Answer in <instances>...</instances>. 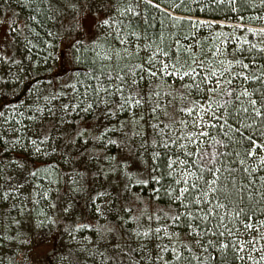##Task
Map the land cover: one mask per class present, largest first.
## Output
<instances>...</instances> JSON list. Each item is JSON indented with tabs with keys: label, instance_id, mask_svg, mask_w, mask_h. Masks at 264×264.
<instances>
[{
	"label": "rangeland",
	"instance_id": "374dc122",
	"mask_svg": "<svg viewBox=\"0 0 264 264\" xmlns=\"http://www.w3.org/2000/svg\"><path fill=\"white\" fill-rule=\"evenodd\" d=\"M70 2L71 0H61V5ZM102 18H104L102 14L98 16L93 13H84L74 20L72 9L63 7L62 11L56 15L55 33L47 38L48 50L52 54L42 57L36 63L29 52L30 31L20 7L14 0H0V95L4 97V103L7 102L5 106L9 105V101L20 96L18 98L20 101H13L14 108L11 104V108L3 106V111L0 112L3 114L0 115V144L2 143L5 155L10 154V156L2 157L4 154L1 153L0 147V171L4 174L18 175V170L15 169L13 163L16 162L25 165L23 173L25 176H27V170L36 172L35 177L27 178L23 190L18 193L13 191L7 201L0 198V264H110L107 258L113 255L112 235L106 233L105 240L101 242L98 240L97 229L117 228L116 212L120 211L123 206L133 209L132 215L139 218V229L147 227L149 223L153 229L161 228L160 233H153L151 242L147 243L146 251L132 254V258L137 264H163V261L152 259L159 251L156 245L161 247L166 245L169 249L175 248L186 261L185 256L202 257L207 254L204 251V248H207V239H210L212 245L217 244L216 241L213 243L212 238L207 237L204 241L201 236L196 239L201 241L203 247L193 243V232H184L181 220L177 227L170 219L171 216L186 212V208L178 207V202L174 201L170 205L155 202L149 194L142 192L143 187L139 188L145 185L134 182L131 187L133 195L130 196V200H121L116 204L115 211L105 213L106 219L105 216L93 214L89 197H95L97 191H111V187L105 182L95 179L92 173L96 171L98 164L107 169L108 161L104 159V156L108 153L119 157L116 146L107 145V139H120V125L116 123L115 118L109 120L103 118L100 111L104 108L103 104H100L99 107L93 104L94 115H86L79 109L72 111L71 104L73 103L80 104L81 107H86L88 103H91L85 100V93L81 92V88L73 76L75 63L72 45L81 35L85 36L86 40L92 39L95 45L102 41L98 48L100 49L99 57L103 60L105 52L110 50L109 44L104 42L106 33L98 27V20ZM262 18L264 20V15ZM208 20L214 23H240L224 19ZM117 28V24L114 23L112 29L108 31L115 33ZM55 39L56 47L53 45ZM108 39L113 49L120 50V54H125L124 46L113 40L111 36ZM141 48L143 47L141 46ZM29 56L31 60L27 59ZM3 57H8L7 62ZM13 60L21 61V63H12ZM66 85H75L76 90L73 91ZM60 93H64V95H60ZM54 94L59 98L52 99ZM100 98H105V94H100ZM164 99L161 98L162 101ZM188 102L189 100L181 102L180 98H176L174 107L182 106V103L187 104ZM65 103L70 104V108L68 115L62 116L61 106ZM37 107L44 111L37 112ZM49 108L55 112V116L49 115L47 111ZM169 112L175 120L183 119L188 122L187 128H183L178 123L173 124L178 152L175 160L190 159L192 161V157H187L185 153L197 149L203 140L201 138L194 144L188 139V134L196 131L191 122L197 116L195 113L191 116L186 113L176 114L171 108ZM128 114L130 113H121L119 119H127ZM58 118L73 121L74 126L67 123L57 125ZM145 119L154 123V120H150L147 114H145ZM208 120L209 117H205V121ZM105 125L109 129H117V132L109 130L104 134L103 143L106 145V150L100 147V141L90 138L99 136ZM56 127H59L61 131H56ZM142 127L145 132L144 139L149 142L148 134L151 129L147 124H143ZM85 129L87 132L84 139L89 141L86 145L83 144V141L78 140L74 146L65 147L67 141L75 137V130ZM207 129L208 127H205L204 130L207 131ZM124 131L127 132L128 129L125 128ZM61 133H63L62 139H60ZM129 134L131 135V133ZM49 136L52 138L51 140H46L43 144L40 143L41 140ZM136 139L138 146L140 138ZM32 140H36V146L41 148L39 154L35 152ZM147 147L148 143L143 149H140L142 161H146L148 157ZM77 149L80 150L79 156ZM92 153H97L100 160L86 159ZM253 160L254 163L258 162L255 157ZM86 167L88 174L84 175ZM184 168V165L175 164L177 179H181L179 172ZM187 169L194 171L192 163L187 165ZM147 171H149L147 164L135 166L133 179L149 180ZM189 182H195V178H191ZM182 186L184 185H179V187ZM74 188L82 190L76 192L73 191ZM192 193L198 195V190L193 189ZM69 200L73 204L70 214L63 212V207ZM191 201L194 202L193 197L189 196L185 203L189 204ZM97 203H100V199L97 200ZM203 206L205 205H200L198 208L202 216L200 208ZM152 213L159 215L160 219H153L151 222L143 219V216ZM216 214L220 218L216 232L224 233L219 238L218 244H225L226 242L224 243L223 240L228 237L237 258L244 256L242 261L238 258L237 264H264V260H261V256H264V240L260 239V236L264 235V228L257 233L244 227L248 222L255 224L264 219L245 220L241 216H236L231 207L217 209ZM226 219H229L228 224L224 223ZM41 221H43L42 224ZM78 224L87 225V227L77 230L76 225ZM137 229V223L128 220L123 230L117 228L114 242L119 243L124 251H128L129 248H137V241L140 243L145 241L134 235L132 237L128 235V232L134 233V230ZM166 232L171 235V241L165 235ZM241 241L245 243V249L243 252H238ZM253 247L259 251H252ZM212 249L218 250L215 245ZM220 250L223 249L220 248ZM249 254L253 257L252 260L247 258ZM160 255L167 262L173 259L170 251L160 252Z\"/></svg>",
	"mask_w": 264,
	"mask_h": 264
},
{
	"label": "snow or ice",
	"instance_id": "6c2138e0",
	"mask_svg": "<svg viewBox=\"0 0 264 264\" xmlns=\"http://www.w3.org/2000/svg\"><path fill=\"white\" fill-rule=\"evenodd\" d=\"M213 3L219 5H227L232 11H236V5L238 0H212ZM264 3V0H261ZM144 3L146 6L155 7L157 9L160 8L159 4H155L154 0H71L70 3H65L61 5V0H47V7L49 12L52 13L53 16L57 15L60 11H62L63 7H70L73 12V19L79 15L84 13H93L96 15H101L104 17L98 20V27L101 29L102 32H105L104 42L109 44V52H105L102 59L104 61L111 62L113 57H120V50L113 49L111 47V42L108 40V37L111 36L113 40L117 41L123 47V52L129 58L140 59L139 53L144 51L145 57L143 58L142 62L135 63L133 65H125L127 71L121 69L120 72L124 74L121 75L118 72L115 77H108V82L111 87L104 88L103 92L105 94V98H100L99 91H96V100L88 103L86 107H81L80 104L73 103L71 104L72 111H76L77 109L84 114H93L94 109L93 104H96L99 107L100 104L104 105V108L101 109V115L105 120H109L110 118H115L116 123L120 125L119 135L120 139H107V145H115L117 150L119 151V157L113 156L110 153L104 156V159L108 161L107 169H105L102 165L98 164L96 171L92 173V176L95 179L101 180L105 182L106 185L111 187V191H97L96 196H90V202L92 205V212L93 214L99 216H105V213L109 211H115L116 204L120 203L121 200L129 201L130 196L133 194L131 193V187L133 182L136 184L147 185L148 180H141V179H133V169L135 166L146 164V161H142L140 159V149L145 147V144L148 143L146 139H144L145 132L143 130L142 125L147 124L148 127L156 133V136L159 139H152L151 144L153 146V151L151 153V159L157 160L161 153L156 149H169L170 145H174L175 141L172 140L171 137H166V128H170V124H165L164 119L170 120L171 124L178 123L183 128L188 127V122L186 120H175L174 117L170 114L169 109H173V112L176 114H187L189 116L196 114L197 118L192 120V126L196 129V131L191 132L188 134V139L192 143H197L201 138H205L209 136V132L204 130L205 127H214L211 121H221L223 120V126H227L230 131L240 134L242 139H246L248 142V147L245 149V155L248 157H255L257 158L258 164L261 168H264V92H260L258 95L255 92H249L247 88H244L238 95L237 99L239 100L240 97H245L247 106H244L245 102L241 101V108L237 110V112L242 111L243 113L248 114V118L251 119V123L249 124H241V128L252 132L258 131V135L256 138L253 135L249 134L244 136L243 132H241V128H233L231 124L228 123V116L231 114L229 113H222L221 115H217V110L220 109L222 106L216 104V101L213 99L217 89H220L221 80L215 79L217 77L218 70L212 69L211 71L207 72L206 74L199 73L197 71L198 68H204L205 64L203 60L197 61L195 56L190 57L191 62L188 63H181L179 59H176L175 62L171 63V65L167 62L168 58L170 57V53L166 50L160 49L157 47L153 51H149L151 48L150 43H145L143 48H141V40L147 41L146 36H141V34L135 30H133L129 35L135 38L133 42H129L127 36H121L120 32L121 29L117 28L115 33L108 31L112 29L113 24L116 22L114 17H140V4ZM31 19L35 20L36 17L32 16ZM174 20H178V17H172ZM242 20L243 17H240ZM78 23V20H77ZM207 23V22H204ZM151 27V25H149ZM15 31V29H13ZM249 32L256 33L257 30L253 28L248 29ZM259 32L264 34V29H260ZM49 36L52 35L51 32L48 33ZM247 42V41H246ZM31 43L30 41L28 42ZM176 44H179V41H176ZM75 45H80L83 47L80 41H76ZM97 47L101 45L97 44ZM255 47V45H253ZM131 48V51L129 49ZM78 51V49H76ZM191 46L187 49V51L191 52ZM99 55V54H97ZM164 59H161L160 57ZM5 62H7L8 57H3ZM27 59L31 60V57H27ZM74 59L76 57L74 56ZM12 63H21V61L13 60ZM47 63V61H45ZM229 67H231V61L228 62ZM237 64H241L243 69H248L249 65L243 63L242 61L237 60ZM185 64L187 67H185ZM179 65V66H178ZM195 65V67L193 66ZM225 71H228L226 69ZM202 75L201 83L204 84V88H200V85L197 84L196 88L201 93V99H189L187 104H183L182 106H175L174 101L176 97L172 95L171 92L165 93V99L161 100V92L157 91L156 88L152 87L153 82H158L162 78H171L175 76L178 80L184 81L186 77L195 78L197 76ZM219 75L221 77L224 76V72H220ZM234 75L242 77L245 81L252 79L260 81L262 77H264V73L261 74L260 77L256 75H252L249 77L244 72L235 73ZM93 79H99V77H92ZM116 81L118 83H114ZM167 81H165L166 83ZM51 83V81H49ZM224 83L228 85L232 84V81L226 80ZM213 85H215L213 87ZM159 87V84L156 85ZM185 88H190L191 85L184 84L182 85ZM66 87H71L73 91H75V85H66ZM223 94L232 96L234 93L229 89L227 92H223ZM60 95H64V93H60ZM255 97V98H254ZM52 99H58V95H53ZM48 99V97H45ZM181 102L185 100V97H180ZM213 104H216V110L213 109ZM70 108V104L65 103L61 106V113L62 116L68 115V111ZM37 112H42L44 109L37 107ZM49 115L55 116V112L49 108L47 109ZM121 113H130L127 116V119L120 120L119 115ZM145 114H147L150 120H154L155 123H150L149 120L145 119ZM0 115H3L0 113ZM79 115V113H78ZM205 117H209L208 121H205ZM83 119L84 117H80ZM99 119V117H95ZM163 118V119H162ZM67 123L69 125L74 126L73 121H65L62 118L57 119V125ZM253 125H258V129H253ZM127 128L128 131H124ZM56 131H61L59 127H56ZM109 130L113 132H117L116 128L109 129L107 125L104 126L103 132L99 136L90 137L91 139H95L96 141H100V147L106 150V145L103 143L104 134ZM87 130H75V137L70 139L65 144V147H71L76 144L78 140L83 141V144L86 145L89 141L85 140L84 137L86 135ZM131 133V135L129 134ZM228 132L225 133V136H228ZM137 137L140 138V143L137 146ZM63 138V133H61L60 139ZM52 138L45 137L44 140H41L40 143H45L46 140H51ZM231 140V137L229 136ZM35 152L39 154L41 152V148L37 147V141H31ZM217 144H221V141H216ZM77 155H80V150L77 149ZM167 155V153H165ZM185 155L189 158L198 156L200 158V164L196 165L190 159L186 160H172L168 159L166 166L169 169L167 175L173 176L175 173V164L184 165L185 168L181 169L179 175L181 179L174 180L176 185H184L178 188H172L171 185L168 189V195L171 197L172 201L178 202V207L183 206L184 208L188 207V204L185 203L186 200L189 199V196L193 197L194 203L199 206L202 203L205 205L204 208H200V211L203 213L201 219L207 220L210 216L216 214L217 209H225L227 205L222 203L220 197L223 196L224 200H229V194L226 189L220 186V173L221 169L216 167L217 163V156L222 155L218 151H212L208 153L207 157H205L204 153L200 152L197 149H193L192 151H188ZM237 155H239L237 153ZM88 160H100V157L97 153H92L88 157ZM15 165V169L18 170V175L13 176L11 174H4L0 171V198L7 201L10 195L15 192H20L25 188V184L27 183V178L35 177L36 172L27 170V176L23 173L25 171V165L13 162ZM189 163L193 164V168L196 171H190L187 169V165ZM241 164L244 163L243 160L240 161ZM158 170V165H153L151 168V172L155 173ZM247 171V169H245ZM197 172H206L208 177L205 178L204 175H198ZM88 174L87 167L85 168L84 175ZM195 178L196 182L190 183L191 178ZM150 179L155 183H160V177L156 175H150ZM203 182V187L198 182ZM104 186V185H102ZM197 189L198 195H193L192 190ZM81 188H74L73 191H81ZM154 192H158L159 189H153ZM175 192L176 195H172ZM107 197L108 199H101ZM139 199V197H136ZM100 199V203H97V200ZM215 200V203H213ZM231 202V201H229ZM14 206V205H13ZM53 207H55L53 205ZM73 208L72 201L69 200L63 207L64 213H71ZM236 216H240L243 212V209L234 210ZM123 213V214H121ZM133 209L128 206H123L120 211L116 212V218L118 219L117 228L123 230L124 225L128 222V220H132L136 222L138 225V229L134 230L133 232H128L129 237L133 235L137 238L143 239L145 242L140 243L137 241V248L132 249L129 248L128 251H124L119 243H115V233L117 228H107L106 230L97 229L98 232V240L104 241L105 235L111 234L113 238V242L111 243V247L113 249V255L108 257L107 259L110 261V264H137L136 261L133 260L132 254L138 251H146L147 250V243L151 242V238L153 233H160L161 228L157 227L153 229L151 224L143 229H139V218L132 215ZM181 213H178L174 216H171L170 219L175 226H179V222L181 220ZM187 216L189 218L192 217V213L189 211L187 212ZM106 219V216H105ZM143 219L151 222L153 219L159 220L160 216L156 213H152L150 215L143 216ZM247 220H251V217H246ZM54 222V221H53ZM41 224L43 221L40 222ZM87 225L78 224L76 225V229L85 228ZM191 228V224L188 225ZM247 230L255 231L259 233L260 229L264 228V220L259 221L258 223H251L248 222L244 225ZM231 234V233H229ZM165 235L168 236V239L171 241V235L167 232ZM220 236H223L224 233H219ZM200 233L193 230V243L201 245L203 247L201 241L196 239L199 237ZM261 240H264V235L260 236ZM210 246L211 242H209ZM156 248L159 251L156 252L155 256L152 259L163 261V264H168L167 261H164L163 257L160 255V252H171L172 258L175 261H180L182 259V255L178 252L175 248L169 249L168 246H160L156 245ZM220 248L226 249L228 248L227 244H220ZM245 249V243L241 241L239 243L238 252H243ZM190 251V249H189ZM204 251L207 252V248H204ZM252 251H259L253 247ZM101 255H103L101 253ZM241 261L244 260V256L238 257ZM249 260H252L253 257L251 254L247 257ZM209 261H215L216 257L209 254L207 256ZM261 260H264V256H261Z\"/></svg>",
	"mask_w": 264,
	"mask_h": 264
},
{
	"label": "trees",
	"instance_id": "16d2710c",
	"mask_svg": "<svg viewBox=\"0 0 264 264\" xmlns=\"http://www.w3.org/2000/svg\"><path fill=\"white\" fill-rule=\"evenodd\" d=\"M14 2L20 7L27 21L30 31L29 41L31 42L29 44V52L34 61L38 63L42 57L52 54L48 50L47 38L49 32L55 33L56 15L53 16L49 12L47 0H14ZM154 2L166 9L173 10L179 15L197 16L215 20L224 19L246 25L264 26L262 18L264 15V3L261 0H238L236 11H232L227 5L218 6L212 0H154ZM164 8L157 9L141 3L139 9L140 17H114L115 24L121 29V35L127 36L129 42L135 40L134 37L129 35V33L135 30L142 37L146 36L148 38L147 41H140L142 47L145 43H150L151 48L149 51H153L157 47L168 51L170 57L167 62L170 65L176 59H179L182 64L185 61L190 63V57L195 56L198 62L199 60H203L205 64L204 68L197 69L199 73L206 74L212 69L218 70V76L215 79L221 80V86L220 89H217L213 99L216 101V104L222 107L217 110V115L225 112L231 114L228 116V123L233 128H241V124L251 123L252 121L248 118V114L242 111L237 112L241 108V101H244V106H247V98L240 97L238 100L236 97L244 88H247L249 92H255L257 95L260 92H264V77L260 81L252 79L245 81L242 77L234 74L244 72L249 77L252 75L260 77L264 73V34L259 32L260 29H256V33L249 32L248 29L251 28L249 26L228 25L173 16L164 10ZM32 16H35L36 19H31L30 17ZM172 17H178L179 19L174 20ZM240 17H243V19L241 20ZM177 40L179 44H176ZM77 41H80L83 47L75 45L74 48L73 45L75 43L72 45L73 59L74 56L76 57L74 59L75 69L73 76L77 85L81 88V92L85 93V100L89 102L96 100V91L100 90V95L104 94V88L114 90L109 85V76L115 77L121 69L127 71L125 65L130 66L140 63L145 57L144 51L139 53L140 59L129 58L126 54H120L122 58L114 56L113 60L108 63V61L101 60L100 55H97L100 49L94 44L92 39L86 40L85 36L81 35ZM101 42L99 41V43ZM53 45L56 47V39ZM189 46H191V52L187 51ZM129 51H131V48ZM160 58L164 59L162 56ZM237 60L248 64L249 68L243 69L241 64L236 63ZM229 61H231V67H229ZM193 66L195 67V65ZM185 67H187L186 64ZM226 69L228 71H225ZM220 72H224L223 77L219 75ZM120 74L123 75L124 73L120 72ZM92 77H99V79H93ZM229 79L232 81L231 85L224 83V81ZM201 80L202 75L194 79L186 77L184 81H180L173 76L170 79L162 78L158 82L154 81L152 87L161 92V98H165V93L171 92L176 98L183 96L185 100L201 99V93L196 88L197 84L200 85L201 89L204 88ZM165 81L167 82L165 83ZM113 82L118 83L116 81ZM157 83L159 87L156 86ZM184 84L191 85V87L185 88L182 86ZM229 89H231L234 95L228 96L223 94V92H227ZM3 98L0 95V112L3 111V106L7 104V102L4 103ZM18 98H20L19 95L9 101V105L5 107L8 108L11 104L12 108H14L15 105H12L13 101H20ZM216 104H213L214 110H216ZM153 122L155 123V121ZM164 123L170 124V128L165 129L167 134L165 139L171 137L175 141V144L170 145L167 150L156 149L161 155L157 160L151 159L153 151L151 140H158L159 137L156 136L155 132L150 130L147 147L148 157L146 158L147 168L149 167V171H147L149 172V182L147 185L140 186L139 188L143 187L142 192L149 194L155 202L170 205L173 201L168 195L169 186L171 185L175 189L179 185L174 183V180L177 179L176 171L173 176L167 175L169 169L166 163L168 159L175 160L178 152L175 128L168 119H164ZM211 123L215 126L208 127L209 136L203 138L197 150L204 153L205 157L212 151H218L222 154L217 156L215 166L221 169L220 173H218L220 176L219 183L222 188L227 190L229 200H224L223 196H221V202L227 205L226 209L231 207L233 212H235L234 210L243 209L240 216L245 220H247L246 217L264 219V168H261L258 162L254 163L253 157L245 155V149L248 147L246 139H242L240 134L230 131L227 126L221 127L223 120L212 121ZM253 129H258V125H253ZM226 132H228V136H225ZM241 132H243L244 136L251 134L254 138L258 135V131L249 132L243 128H241ZM216 141H221L222 143L217 144ZM0 147L2 149L1 153L4 154L2 157L10 156V154L5 155L2 143ZM241 160L244 161L243 164L240 163ZM192 162L199 165L200 158L194 155ZM153 165H158V170L155 173L151 172ZM194 171H196L195 168ZM197 174L210 178L206 172H197ZM248 174L251 175L248 176ZM150 175L160 177V183L152 181ZM198 183L203 187L202 181ZM154 188L159 189V191L154 192ZM172 195H176V193L173 192ZM213 203H215V200H213ZM201 205L204 204L202 203ZM199 206L193 201L188 204L186 212L181 215L182 230L184 232H193L195 230L200 233L201 239L204 241L207 237L212 238L213 243L216 241L215 243L217 244L214 245L218 250L212 249L213 246L209 244L211 241L207 239V254L205 256L188 255L185 256L186 261L182 257L180 261L171 259L168 264H237L238 258L233 251L232 245L229 243L230 240L228 241V237L223 240L228 245V248L220 250V244L218 243L221 236L219 235L220 232H216L218 228L217 224L220 220L219 216L215 214L207 220H203L201 219L202 215L198 211ZM189 211L192 213L191 218L187 216V212ZM224 223L228 224L229 219H226ZM189 224H191V228L188 227ZM209 254L216 257L215 261L207 259Z\"/></svg>",
	"mask_w": 264,
	"mask_h": 264
},
{
	"label": "bare ground",
	"instance_id": "6f19581e",
	"mask_svg": "<svg viewBox=\"0 0 264 264\" xmlns=\"http://www.w3.org/2000/svg\"><path fill=\"white\" fill-rule=\"evenodd\" d=\"M170 13H172L173 15H178V14H176L175 12H173V11H169ZM194 19H198V18H196V17H193ZM201 19V18H200ZM201 20H205V19H201ZM252 27H254V26H252Z\"/></svg>",
	"mask_w": 264,
	"mask_h": 264
}]
</instances>
